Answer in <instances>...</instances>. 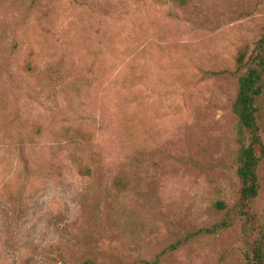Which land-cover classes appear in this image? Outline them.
I'll return each instance as SVG.
<instances>
[{
  "label": "rangeland",
  "instance_id": "rangeland-1",
  "mask_svg": "<svg viewBox=\"0 0 264 264\" xmlns=\"http://www.w3.org/2000/svg\"><path fill=\"white\" fill-rule=\"evenodd\" d=\"M191 1L0 0V264H244L238 223L164 253L236 202L234 58L264 28V0Z\"/></svg>",
  "mask_w": 264,
  "mask_h": 264
},
{
  "label": "trees",
  "instance_id": "trees-1",
  "mask_svg": "<svg viewBox=\"0 0 264 264\" xmlns=\"http://www.w3.org/2000/svg\"><path fill=\"white\" fill-rule=\"evenodd\" d=\"M182 12L195 8L191 0H171ZM29 65V64H27ZM236 93L231 105L235 116L236 135V177L239 184L238 196L232 208L221 200L212 203V208L221 214L213 224L187 233L171 244L165 251H174L199 236H215L234 223L240 224L243 242L244 264H264V224L259 222L251 210L259 190L258 164L264 157V145L260 134L259 101L264 93V28L252 49L242 45L234 58ZM159 258L142 264H158ZM78 264H95L86 259Z\"/></svg>",
  "mask_w": 264,
  "mask_h": 264
}]
</instances>
